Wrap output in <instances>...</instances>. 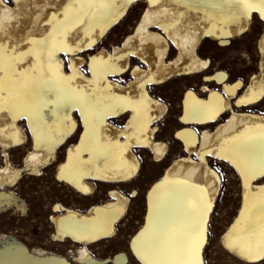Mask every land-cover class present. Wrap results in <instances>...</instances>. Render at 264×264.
<instances>
[{
	"label": "bare ground",
	"instance_id": "obj_1",
	"mask_svg": "<svg viewBox=\"0 0 264 264\" xmlns=\"http://www.w3.org/2000/svg\"><path fill=\"white\" fill-rule=\"evenodd\" d=\"M136 2H143L146 7L132 32L119 44L110 48L101 47L106 36ZM67 3L68 0H8V3L0 0V45L6 46L9 53L13 50L16 54L28 51L33 47L28 41L46 37L51 31L52 25L46 21L52 19L53 13L57 20L64 18L63 8ZM111 3L114 10L111 20L103 19L89 25L85 19L77 24L66 37L68 45L75 50L57 51L54 61L60 64L64 77H74L66 82L68 87L90 96L126 97L138 102L136 107H116L114 114L107 113L102 122L89 117L88 126L79 103L67 101L57 106L54 103L56 94L47 88L36 92L34 103L39 118H30L28 112H17L14 116L5 107L4 111H0V212L15 206L23 210L12 189L20 183L25 172L30 176H40L45 169L57 163L56 180L83 199L96 195L97 184L111 189L107 191L105 201L93 203L85 211L55 204L52 207L54 215L51 216L52 240L78 245L74 255L77 264H129L131 259L127 253L98 260L87 247L114 238L119 223L130 210L131 198L138 196L136 190L131 196L120 190L121 186L132 183L141 172L138 151H148L157 164L163 163L169 155V144L157 139V125L168 114L169 108L152 90L175 79L202 75L203 83L199 89H186L181 100L179 123L182 126L176 132L175 140L181 144L183 154L164 169L161 177L146 192L144 220L130 238L129 251L138 264H143L133 248V242L148 226L157 196L163 198L170 211L177 210L179 206L176 197L164 189L154 194L157 185L164 184L165 180L187 181L194 186L186 189L190 196L188 202L206 199L211 205L206 218L205 239L199 250L201 264H205L209 225L222 188L221 175L210 165L213 160L228 165L241 188L238 214L222 234L220 244L241 262L259 263L243 259L226 244L232 226L244 210L246 197L253 202L264 188V176L250 179L246 188L240 168L232 162V158L222 159L221 149L229 146L225 141L230 144L234 137L246 130L259 132L264 126V111L251 110L264 101V30L258 43V72L247 83L243 80L229 82V76L224 71L208 74L210 61L201 56L200 49L208 40L226 46L230 40L250 29L254 14L263 24L264 18L255 11L251 12L250 18L244 16L230 0H111ZM226 32L230 34L225 35ZM92 41L95 43L88 47ZM93 57L100 58L95 65V73L92 70ZM41 60L42 71L34 67V55L24 57L16 65L17 78L23 79L21 73L27 72L33 77L50 79L53 72L49 70L46 51L42 53ZM112 66L115 71H105ZM0 75L4 73L0 72ZM149 80L151 82L146 83ZM253 93L256 94L255 99H252ZM246 99L251 102L240 103ZM106 103L113 104L115 101L100 99L96 107ZM197 110L203 113L202 117L195 114ZM213 110L215 118H209ZM225 115L227 118L223 120ZM23 122L28 131L22 126ZM92 128L96 129L98 143L110 148L111 155L107 159L95 157L90 150H81L85 133L89 132L91 139ZM29 141L31 149L23 156L22 166H14L9 153ZM118 145L127 147L121 150ZM62 149H65L64 158L58 162ZM105 176L108 179H104ZM35 253L38 257L45 255L42 250H35ZM52 264L70 263L59 260Z\"/></svg>",
	"mask_w": 264,
	"mask_h": 264
},
{
	"label": "rangeland",
	"instance_id": "obj_2",
	"mask_svg": "<svg viewBox=\"0 0 264 264\" xmlns=\"http://www.w3.org/2000/svg\"><path fill=\"white\" fill-rule=\"evenodd\" d=\"M5 1L8 3V0ZM145 7L143 2H136L100 46L110 48L119 44L126 35L132 32ZM263 30V22L254 14L250 29L240 37L230 40L226 46H220L218 41L204 42L200 54L210 61L211 67L208 74L224 71L229 76V82L243 80L247 83L250 77L258 72L260 62L258 43ZM202 83L201 75L196 78L175 79L161 88L152 90L153 94L169 108L167 117L165 116L157 125L159 128L157 139L169 144V155L163 163L157 164L152 161L148 151H138L142 163L141 172L132 183L120 187L125 195L131 196L132 191L136 190L138 196L131 198L130 210L119 223L117 235L87 247L96 259H110L119 253H127L129 260L131 259L129 264H138L129 251V241L143 223L146 211L145 194L149 187L161 177L164 169L183 154L181 144L175 140L176 132L182 126L179 123L181 100L186 89H199ZM251 110L264 111V101ZM226 118L227 115L223 120ZM22 126L28 131L24 122ZM30 149L31 142L29 141L27 145L11 150L9 154L13 165L21 167L22 158ZM64 151L65 149L60 151L58 162L63 160ZM210 165L221 175L222 188L209 225V241L204 253L205 264H247L228 254L220 244L222 234L237 216L240 208V183L228 165L213 160L210 161ZM56 166L57 163L45 169L40 176H30L25 172L20 183L12 189L18 197L19 204L23 205V210L15 206L0 212V256L22 258L27 262L26 264H52L59 260L77 264L74 262V255L78 245L52 240L54 231L51 223V216L54 215L52 207L60 203L68 208L85 211L91 204L105 201L107 191L111 188L97 184L96 195L91 199H83L56 180ZM35 250H42L45 255L38 257ZM256 264H261V262Z\"/></svg>",
	"mask_w": 264,
	"mask_h": 264
},
{
	"label": "snow or ice",
	"instance_id": "obj_3",
	"mask_svg": "<svg viewBox=\"0 0 264 264\" xmlns=\"http://www.w3.org/2000/svg\"><path fill=\"white\" fill-rule=\"evenodd\" d=\"M230 2L235 4L246 17L250 18L251 12L255 11L261 18H264V0H230ZM113 11L111 0H68L63 8L64 18L57 20L56 14L53 13L52 19L46 21L52 25L51 31L46 37L32 38L28 41L33 45L28 51L16 54L13 50L9 53L6 46L0 45V72L4 73L0 75V111H4L7 107L14 116L17 112H28L30 118H39L34 101L37 90L44 88L56 94L57 99L54 103L57 106L67 101L79 103L80 110L85 116L86 126H88L89 117L102 122L107 113L113 112L114 114L113 110L116 107L135 108L138 102L126 97L90 96L83 91L68 87L66 82L74 77H64L60 72V64L54 61L57 51L75 50L68 45L66 40L68 32L73 27L83 23L85 19L89 25L103 19L111 20ZM224 34L229 35L230 33ZM60 36L65 39H58ZM94 43L95 41L90 42L88 47H92ZM45 51L48 53L49 70L53 72V76L44 80L25 72L21 73L23 79H18L17 63L28 55H34L36 58L34 67L42 71L41 55ZM98 59L100 58H92L94 73ZM100 62L103 63L102 60ZM115 70L114 66L105 69V71ZM97 82L93 81V83ZM150 82L151 80L146 81V83ZM255 98L256 94L253 93L252 99ZM100 99L114 100L115 103H106L97 108L96 102ZM248 102L251 100L240 101V103ZM195 114L203 116L199 110ZM209 118H215V110ZM95 132L96 129L92 128V137L89 139V132L86 131L81 150H90L95 157L107 159L111 155L110 148L98 143ZM225 144L229 146L221 149V158H232V162L240 168L244 176L246 188L249 186L250 179L257 175L264 176V126L259 132L246 130L234 137L230 144L228 141H225ZM118 147L124 150L127 145H118ZM69 160L71 162V156ZM63 178L62 174L61 179ZM103 178L108 179L106 176ZM166 185L169 187L166 188ZM188 187L194 186L189 185L187 181L165 180L164 184L157 185L154 190V194L164 189L166 193L175 196L179 206L177 210L170 211L163 198L157 196L153 213L149 216L148 226L133 242V248L143 264H201L199 250L205 239L206 218L211 205L206 199L189 203L190 196L186 192ZM226 246L247 261H259L264 264V188L260 190V195L253 202H249L246 197L244 210L232 226L227 236Z\"/></svg>",
	"mask_w": 264,
	"mask_h": 264
},
{
	"label": "crops",
	"instance_id": "obj_4",
	"mask_svg": "<svg viewBox=\"0 0 264 264\" xmlns=\"http://www.w3.org/2000/svg\"><path fill=\"white\" fill-rule=\"evenodd\" d=\"M4 263L5 264H26L27 262L22 258H11L10 256H0V264H4Z\"/></svg>",
	"mask_w": 264,
	"mask_h": 264
}]
</instances>
